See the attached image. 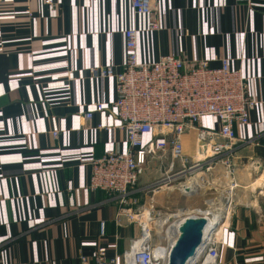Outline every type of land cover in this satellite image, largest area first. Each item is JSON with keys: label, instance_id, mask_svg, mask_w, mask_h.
I'll list each match as a JSON object with an SVG mask.
<instances>
[{"label": "crops", "instance_id": "1", "mask_svg": "<svg viewBox=\"0 0 264 264\" xmlns=\"http://www.w3.org/2000/svg\"><path fill=\"white\" fill-rule=\"evenodd\" d=\"M157 2L159 29L153 32L130 0H0V264H80L81 254L94 263L98 248L122 257L139 239V226L120 216L121 198L88 188L92 160L128 149L112 106L115 81L95 78L91 70L122 69L124 32L131 27L139 31L140 60L175 55L218 68L227 58L247 76L249 97L257 102L250 124L236 126L234 148L210 173L184 179L195 178L194 192H146L169 165L153 161L129 194L132 209L151 201L168 206L170 197L162 193L177 190L186 199L181 207L200 211L192 216H223L212 238L218 264H264V5ZM98 104L105 106L101 113ZM202 125L215 128L216 122L206 118ZM197 134L182 137L189 158L196 156ZM212 184L220 187V209L216 200L204 199V208L199 203Z\"/></svg>", "mask_w": 264, "mask_h": 264}, {"label": "built area", "instance_id": "2", "mask_svg": "<svg viewBox=\"0 0 264 264\" xmlns=\"http://www.w3.org/2000/svg\"><path fill=\"white\" fill-rule=\"evenodd\" d=\"M234 1L241 5H264V0ZM46 3L50 4V1ZM130 5L139 18L149 19L150 31L159 29L157 0H130ZM124 37L126 53L122 69L94 68L91 74L95 78L115 81L117 99L112 106L121 121V129L126 132L128 149L124 153L110 150L92 160L88 188L119 196L124 207L121 218L137 224L141 235L122 257L109 258L105 248H98L94 263L83 254L79 260L80 264H169L173 238L157 231L166 215L154 201L148 207L134 211L129 194L138 187L143 172L153 161L169 163L164 176L145 187L146 192L153 194L170 187L183 191L187 181L179 179L203 171L210 173L215 160L234 148L236 126L250 124V114L257 102L249 97L247 76L242 70L233 69L227 58L220 60L218 68H212L206 60L189 64L175 55L162 56L153 62L142 61L139 31L128 28ZM104 110L103 104L96 106V112ZM206 118L215 120L216 127H204L202 122ZM84 119L91 121L93 113L85 114ZM192 130L198 132L195 158L185 155L182 141V137ZM176 162L182 167L179 170H176ZM225 164L230 170L229 160ZM194 191L191 189L189 193ZM100 229L105 235L104 222ZM175 231L177 235L178 230ZM159 244L161 248H157ZM218 249L211 241L196 264H218Z\"/></svg>", "mask_w": 264, "mask_h": 264}, {"label": "water", "instance_id": "3", "mask_svg": "<svg viewBox=\"0 0 264 264\" xmlns=\"http://www.w3.org/2000/svg\"><path fill=\"white\" fill-rule=\"evenodd\" d=\"M183 191L189 193L190 186ZM223 221V216L213 220L205 217H186L178 228L177 240L171 247L169 264H196L205 252L217 228Z\"/></svg>", "mask_w": 264, "mask_h": 264}, {"label": "rangeland", "instance_id": "4", "mask_svg": "<svg viewBox=\"0 0 264 264\" xmlns=\"http://www.w3.org/2000/svg\"><path fill=\"white\" fill-rule=\"evenodd\" d=\"M216 173V171H214ZM215 178H219V177H216V175L214 176ZM179 181H184V178H181L179 179ZM217 192H216V191ZM219 190H220V187L215 185V184H212L211 185H207V188L205 189V191H203L205 193V198H200V204L202 205V208L206 207V205L203 203L204 199L206 201H213V200H216V202H219L220 204L216 205L215 207L216 208H221V204H223V200L221 199V195L219 194ZM163 197H170V204H168V206H166L165 204L164 205H160V207H157L160 211L163 212L164 215H166L165 218L173 215V214H176L178 212V209L179 208H183L181 207V205H183L184 201L186 200L185 198L181 197L180 193L175 190L173 193H170V191H166L164 193H162ZM158 206V205H157ZM185 208V207H184ZM187 208V207H186ZM197 208H194L192 210H196ZM217 211V210H215ZM164 218V219H165ZM174 221L171 220L170 222H168L165 226H164V230L165 232H162L164 234H166V231L168 229V227L173 223Z\"/></svg>", "mask_w": 264, "mask_h": 264}, {"label": "bare ground", "instance_id": "5", "mask_svg": "<svg viewBox=\"0 0 264 264\" xmlns=\"http://www.w3.org/2000/svg\"><path fill=\"white\" fill-rule=\"evenodd\" d=\"M192 179V180H190ZM190 181H187V185L190 186L191 188L193 187V185L197 184V183H194L195 182V178H189ZM197 187L199 188V186L197 185ZM231 187V186H230ZM168 190L170 191H173L175 188L174 187H170V188H167ZM205 191V190H204ZM203 192V191H202ZM204 193V192H203ZM200 194V193H199ZM201 196V195H200ZM222 198V197H221ZM227 199V198H226ZM224 203V202H223ZM209 204L210 205H213L214 204V201H209ZM220 204V203H219ZM222 205V204H221ZM219 206V205H218ZM230 210V209H229ZM207 211V210H205ZM200 212L198 210H190V209H187V208H180L178 209V212L176 214H173L167 218H165L160 224H159V227L157 228V231L159 234H161L162 232H165V228L164 226L170 222L171 220H173L174 222L168 227L167 231H166V235H167V238L171 239V246L174 245V243L176 242L177 240V236L178 234L176 235L175 234V229L178 230L179 228V224L187 217V216H191L192 214H196ZM228 212V211H227ZM201 214V213H200ZM202 215V214H201ZM200 217V216H199ZM208 218V217H207ZM179 231V230H178ZM177 231V233H178ZM175 236H172L174 235ZM157 248H161V244L158 245Z\"/></svg>", "mask_w": 264, "mask_h": 264}]
</instances>
